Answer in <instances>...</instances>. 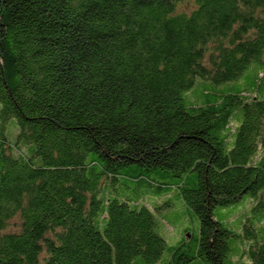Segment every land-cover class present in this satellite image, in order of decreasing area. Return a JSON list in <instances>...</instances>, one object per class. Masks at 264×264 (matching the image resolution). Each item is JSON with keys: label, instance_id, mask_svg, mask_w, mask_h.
<instances>
[{"label": "trees", "instance_id": "trees-1", "mask_svg": "<svg viewBox=\"0 0 264 264\" xmlns=\"http://www.w3.org/2000/svg\"><path fill=\"white\" fill-rule=\"evenodd\" d=\"M184 1L0 0V264H264V0Z\"/></svg>", "mask_w": 264, "mask_h": 264}, {"label": "rangeland", "instance_id": "rangeland-1", "mask_svg": "<svg viewBox=\"0 0 264 264\" xmlns=\"http://www.w3.org/2000/svg\"><path fill=\"white\" fill-rule=\"evenodd\" d=\"M194 7H195L194 0H185L180 4L178 11L189 12ZM214 87L215 84L212 83L211 81L198 78L196 80L195 86L190 91H192L193 95L196 97L197 92L199 91L202 92L203 90H212ZM222 88L225 90L228 87L223 84ZM8 134H10V136L13 135L10 129H8ZM11 138H13L15 141L16 134L13 135ZM123 195L126 197L129 196L132 198H140V201L142 202H146V200L149 198H155V200H157L161 204L166 202L171 203L169 207H165V209L158 211L156 214L158 218L165 219L164 223L168 222V224L172 226V227L168 226L167 228H169L168 232L172 231V233L175 234L173 238L163 233L162 229H160L161 234L164 235L169 242H173L178 235H181L183 233L184 228L193 229L197 234V230L199 228V220L197 216L190 212L189 214H187L184 206L182 205V202L178 199L176 195H173V193H167V192L156 193L153 188L132 183L131 189L126 191V194ZM234 208L235 207L233 208L228 207L225 209L218 208L216 210V213L219 217L225 216V218H229L231 217V214H233ZM234 221L238 223V220H234ZM192 263L196 264V262H192ZM183 264H191V263L184 262Z\"/></svg>", "mask_w": 264, "mask_h": 264}]
</instances>
